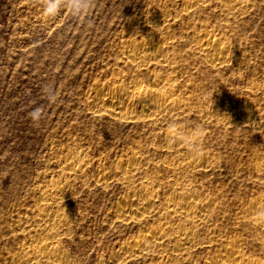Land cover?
<instances>
[{
  "label": "rangeland",
  "instance_id": "obj_1",
  "mask_svg": "<svg viewBox=\"0 0 264 264\" xmlns=\"http://www.w3.org/2000/svg\"><path fill=\"white\" fill-rule=\"evenodd\" d=\"M181 1L93 0L84 15L62 5L47 17L43 0H0V264H176L171 241L144 258H126L125 249L150 229L174 234L179 225L195 231L190 264L231 245L264 264V235L242 216L252 203L264 208V0H242L228 13L224 0H197L187 13ZM202 33L227 45L224 64L211 65L195 49ZM143 38L168 42L170 70L156 62L139 68L121 54L125 40ZM158 74L170 89L153 85ZM135 85L163 90L183 108L153 123L143 112L126 118L93 104L109 88ZM36 108L38 122L29 116ZM248 108L253 117H233ZM197 126L204 135L191 142L208 166L181 171L194 152H175L173 143ZM69 157L76 172L66 169ZM122 163L136 164L127 182L108 176ZM174 182L183 194L211 200L201 224L163 215ZM137 189L157 196L155 214L120 220L119 207ZM41 212L66 217L64 228L45 226Z\"/></svg>",
  "mask_w": 264,
  "mask_h": 264
},
{
  "label": "bare ground",
  "instance_id": "obj_2",
  "mask_svg": "<svg viewBox=\"0 0 264 264\" xmlns=\"http://www.w3.org/2000/svg\"><path fill=\"white\" fill-rule=\"evenodd\" d=\"M196 1L197 0H182L181 6H182L183 12L185 13L189 12V10L196 3ZM243 1L242 0H224V2L226 3L225 4L226 6H224L222 11L228 13L230 10L234 8L241 7ZM167 39L169 38H166V40ZM167 43L168 42H164V41L163 43L159 41H155L153 40V38H143L139 41L129 39V40L124 41V50L121 51L122 52L121 54H123V56H125L127 60L131 61L132 63H135L139 68L145 67L149 63L156 62V63H159L162 66V68H164L167 71V70H170L171 68L169 60L167 61V58H168L167 52L169 49L167 47L168 45ZM224 44L220 42L218 38H215L214 36L207 34V33H202L194 45L196 47L195 49L198 50L202 58L205 59L211 65L216 67L217 65L224 64L226 60L225 56L228 50H227V45H224ZM152 81L154 83L153 85H157V86L159 85L164 89L165 88L170 89L172 87L171 82L167 80V78H165L164 75L158 74L157 76H154ZM109 89H110L108 90L109 92L97 95L93 99L94 106H96L101 111L109 115L116 114L117 116L131 118L130 116H133L134 114H138L139 112H143L144 114L142 115L144 116L143 118L148 119L150 122L157 123L159 120V117H161L165 113L171 115L175 110L183 108V103H181L178 99H174L172 96L164 94L162 92L163 90L161 91L154 87H150V88H146L142 90L140 89L139 86L135 85L133 92H129L119 87L117 88L114 87V88H109ZM140 96H142V99H143L142 101H138ZM255 114H256L255 111L248 108V109H242L241 111H237L236 115H233V117L237 116L239 118H242V117L246 118L249 116L253 117ZM171 142L172 141H169V143ZM173 144L177 146V148L175 149V152H180L181 148L183 147L184 148L189 147L188 144L185 142V139H180V138H178ZM186 155H189V154H186ZM203 159L204 157H201L199 154L192 153V155L190 154L189 156L186 157L185 163L182 166L178 167L176 165V167L174 168L176 169L178 167L177 169L180 168L181 171L185 169L187 170L188 169L195 170V169H201V168L205 169L208 165L206 163V160L204 161ZM131 160H128V161H131ZM135 163L138 164V161ZM135 163L119 164L117 165L114 171L112 170L113 172H110L109 175L108 174L107 175L108 176L116 175L117 177L120 176L122 180L125 182L127 179L130 178L133 171H135L136 169ZM64 164L66 165V169H68L71 172L72 171L76 172L78 170V167H76L78 166L77 160L75 161L73 157L65 158ZM175 184L177 183L174 182L173 184L168 185L169 187L168 190L171 192V196L165 198V201H164L165 203H162L164 204V206L162 207L163 215H166L169 217V215L172 216V215L179 214V215H182L186 219V222L189 223L190 226H197L201 224L212 211L211 200L201 199V198H198V196L196 195L193 196L191 194L190 195L183 194L180 191H178V189L174 188L173 185ZM137 190L135 192H137ZM146 191L145 189L140 190V191L138 190V192L133 194L132 196L126 199L124 198L125 200L124 199H123L124 201L122 200L123 203L121 204L117 212V218H119L122 221H134V220H139L140 218L143 219L142 217L144 213L146 214V212L150 213L153 211V213L155 214L154 208L156 209L158 205L157 204L158 202L155 200V197L157 196L150 194L149 193L150 191L148 193ZM53 192H56V190ZM151 192L153 191L151 190ZM47 193H49V191ZM45 196L47 195H44V197ZM251 205H254V206H252L248 210H245V212L242 213L243 219L249 220L253 224V226L256 228V230H258L261 234L264 235V215H261V213H264V208L263 206L261 207L260 203H255V204L252 203ZM37 210L39 211V209ZM162 213H160V215L157 214V216L162 217L161 216ZM39 217H40V221H43L45 226L47 224L49 226H54L57 229H59V231L66 224V217L65 218L63 217L64 219L63 218L61 219L59 216H58L59 218H55L57 216L52 217L50 215H47L45 212H41L39 214ZM144 218H146V216ZM39 224L41 223L39 222ZM46 228L47 227H45V229ZM170 228L169 227L167 228L159 227L157 229H152V230L150 229V231L147 234L136 237L132 242L130 241L128 246H126L127 248L125 249L126 258H134V257L144 258L149 255V253L152 251L153 248L162 247L166 243L171 241L172 246L174 244V252H175V256L177 257L176 264H190L187 259L188 252L186 251L190 247H192L194 244L195 231L187 229L183 225H179L177 229L175 227L176 229L174 231L175 233L172 234L171 233L172 230ZM49 244L51 245V243ZM39 251L40 250H38V252ZM237 251L235 250L234 245H231L229 247L227 246L224 249L223 254L214 256L209 261H205L204 264H260V263H257V261L255 262L250 261L247 258L239 255ZM28 252L30 253V251ZM35 254L33 253V256L32 254H29V256L31 255L32 258H36V257L38 258L39 255L35 256ZM43 254L46 255L45 253ZM42 255H40L41 260H43ZM23 260H26V259L24 258Z\"/></svg>",
  "mask_w": 264,
  "mask_h": 264
},
{
  "label": "clouds",
  "instance_id": "obj_3",
  "mask_svg": "<svg viewBox=\"0 0 264 264\" xmlns=\"http://www.w3.org/2000/svg\"><path fill=\"white\" fill-rule=\"evenodd\" d=\"M92 4L93 0H43L42 11L45 16L54 17L55 15H57L60 7L63 5L70 8L73 15L81 16L84 15L91 8ZM43 91L50 101H56V93L51 87L45 86ZM41 114L42 110L40 108H36L29 113V116L34 122H38L41 118ZM204 131L205 130L202 127L197 126L193 129L191 137H185V142L188 144V146L192 149L194 153H198L199 150L197 146L191 142V140L192 138L203 136ZM170 132L177 137L180 135L175 125H172L170 127ZM261 215H264V213H261Z\"/></svg>",
  "mask_w": 264,
  "mask_h": 264
}]
</instances>
